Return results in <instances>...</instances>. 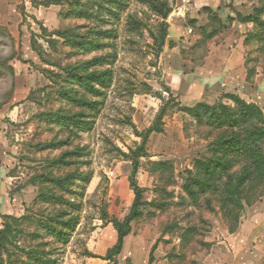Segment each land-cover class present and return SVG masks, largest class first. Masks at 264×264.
<instances>
[{
	"label": "rangeland",
	"instance_id": "obj_1",
	"mask_svg": "<svg viewBox=\"0 0 264 264\" xmlns=\"http://www.w3.org/2000/svg\"><path fill=\"white\" fill-rule=\"evenodd\" d=\"M2 6V193L13 217L27 218L20 224L0 218V231L5 222L14 226L0 264H89L88 253L102 256L104 236L111 240L115 233L110 221L130 213L132 164L123 153L143 144L137 133L144 134L164 110V131L150 137L147 151L151 161L172 165L153 176V162L142 159L138 182L150 203L158 196L169 202L145 208L136 232L150 225L166 237L164 249L175 253L171 264H264V176L240 189L243 210L223 203V192L247 172L251 158H217L230 170L216 177L188 167L191 160L216 157L211 142L243 141L255 124L216 129L205 119L199 125L184 111L190 107L182 105L184 95L171 94L165 84L174 67L168 43L180 26L190 37V60H237L243 73L233 74L244 98L233 95L264 112V0H10ZM256 13L260 23H244ZM75 69L109 77L105 84L93 80L91 90L71 78ZM226 96L216 105L238 110ZM58 116L78 117L81 127L48 124ZM190 178L217 192L196 190L190 199ZM71 221L76 226L66 228ZM59 231L68 237L59 238Z\"/></svg>",
	"mask_w": 264,
	"mask_h": 264
},
{
	"label": "trees",
	"instance_id": "obj_2",
	"mask_svg": "<svg viewBox=\"0 0 264 264\" xmlns=\"http://www.w3.org/2000/svg\"><path fill=\"white\" fill-rule=\"evenodd\" d=\"M261 11H257L258 14H260ZM255 14V16L246 17L244 19V23H260L258 19V14ZM167 14L165 15V19H167ZM45 31V29H43ZM55 34H58L59 36H63V33L57 32ZM39 54H43V52L36 47L35 49ZM95 62L93 61L92 65H94ZM74 75H70L71 78L76 80L79 84L86 85L88 88L93 90V80H96L99 82V84H105V81L109 77V73H102V74H88L84 75L82 73H79V70L75 69ZM90 90V91H91ZM226 98L231 100L238 108V110H232L229 106L225 104L220 105H214L209 106L205 104H200L195 108H187L184 109L185 112H187L189 115H191L195 121L202 125L204 123V120L206 119V124L209 128H227V129H237V128H243L248 125L255 124V128L251 130H247V134L243 141L236 137L232 138H220L216 142L212 143L210 145V148L213 147L214 155L216 157H213L211 159H199L195 161V168H198L201 175L204 177H213V176H220L224 173L228 172L230 170V166L227 163L219 161V157H223V155L227 156H242L245 155L248 157L251 161L250 166L248 167L247 172H244L243 175L239 178L238 182L234 183V187H227L225 192H223V203L225 205H239L241 209L243 210V206L241 204V201H238L237 198L240 195V189L245 184H249L250 182L253 183L256 181V178L258 176H264V155L262 153L263 151V144H264V112L262 109H260L256 105L248 104L244 100L240 99L238 96L235 95H227ZM30 99V96H29ZM69 100L73 101L74 103H79L81 101H77L75 99H72L69 97ZM92 107H94V103L90 104ZM166 112L165 110L162 111L159 116H157L156 122L153 124L151 128H149L147 131H145L144 134H138V137H141L143 140V144L137 148V150L134 152L133 150H130V155H126L123 153L125 158L132 164V172L130 175V187L131 190L135 194L134 202L131 206L129 215L125 218L124 221L119 220H112L110 221L111 224L115 227L117 233H118V240L116 245L108 252V254L104 257H97L94 254L88 253L89 258H95V259H102L109 264H117V258L122 252L124 240L125 238L132 232V223L136 221H140L144 214L143 211L145 208L149 207L150 205L155 206L157 209H161L165 204H159V203H148L145 201V192L146 190L143 189L139 182H138V174L141 167V160L142 159H149V153L147 151V145L150 141V137L153 134H161L163 133L162 129V122L164 119ZM49 125L55 124L58 126H64L67 128H70L71 126L81 127L82 121L78 119V117H56L53 119V117H50ZM258 125H263L262 127H258ZM52 146V145H51ZM41 147V146H40ZM209 148V149H210ZM171 165L169 163H153L154 169L151 171L156 173L160 170L167 169V166ZM188 175L191 174V172L186 171ZM264 181V178L261 180V182ZM53 182V181H52ZM195 185V188H193L192 185ZM199 190V193H205L208 190L213 191L214 193L217 192V188L213 185L207 183L205 180L202 179H188L187 187H185V191L187 192L190 199L195 200L197 191ZM0 218L6 219V220H12L13 223H22L26 220V216L17 218L9 215H1ZM107 218V215L104 217ZM77 222H72L66 224V228L73 229L76 226ZM13 224L10 222L4 223V229L3 231H0V262L2 260V253L4 252L5 245L9 242L10 237L14 233ZM59 238L64 239L68 237V234L64 231H59L56 233Z\"/></svg>",
	"mask_w": 264,
	"mask_h": 264
},
{
	"label": "crops",
	"instance_id": "obj_3",
	"mask_svg": "<svg viewBox=\"0 0 264 264\" xmlns=\"http://www.w3.org/2000/svg\"><path fill=\"white\" fill-rule=\"evenodd\" d=\"M9 2L10 0H0V6L3 4L2 7L4 8V6L8 5ZM175 30L177 31L175 32L176 35L172 37L173 41L168 43L169 49H167L169 51L172 49L169 52V55L172 56L171 62L174 67L172 66V73L169 79L165 81V84L169 88L171 94L175 96L184 95L181 96V103L183 102V106L187 104V106H190V109L195 108L200 104L214 106L220 101V99L223 98L224 95L228 94L233 95L238 93V95L243 97V95L238 92L240 87L238 86L236 77L233 74V72L236 71L243 73L242 68L238 67L237 65V60L235 65L232 64L230 57L224 61L219 59V62L217 63L215 59H211V55L210 57L205 58L204 61L194 62L190 60V55H187V44L190 40V37L187 35V32L180 28V26L175 27L174 31ZM229 56L236 59V54L234 53L230 54ZM184 87H186V89ZM149 161L153 163L162 162L171 164V162H168V160L151 161V157L149 158ZM192 164L194 165V161L191 160L188 167L191 168ZM3 173V168L0 166V212L2 211L1 205L5 206L4 208L6 209V204L8 205L10 203V201L9 203L6 202L5 197H7V194L2 193V189L4 187ZM149 174L154 176L157 173L150 171ZM145 190V201L150 203V201L146 199L147 189ZM126 194L128 205L131 209L135 199V194L133 191H128ZM159 194H162V191H159ZM163 197L168 198L169 193L166 196L164 194ZM157 200L166 203L169 202V200L166 201L160 196H158L154 202L159 203ZM3 201H5V204H3ZM6 210L9 211L6 213V215L13 216V213H10L13 210L10 208ZM2 212L1 214L3 215ZM138 222L139 221L133 222L131 225L132 232L124 240L122 252L118 257V264H124L125 260H129L131 264H171L170 259L174 258L175 253L174 251L166 252L162 244L167 238L163 237V235L161 237L160 234L155 233L151 228L152 226L150 225L142 230L141 233H137L134 228V224ZM109 225L113 226L111 223H109ZM113 228L115 233H110L113 234L111 235V240L108 239L106 235L104 236L102 243L107 246L103 251V254H99L102 256H98L97 254V257L104 258L116 245L118 233L114 226ZM100 259L90 258L89 262L91 261V263L89 264H98L97 260ZM139 261H141V263H139Z\"/></svg>",
	"mask_w": 264,
	"mask_h": 264
}]
</instances>
